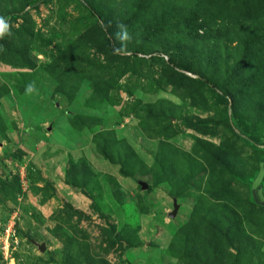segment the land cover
I'll list each match as a JSON object with an SVG mask.
<instances>
[{"label": "rangeland", "instance_id": "1", "mask_svg": "<svg viewBox=\"0 0 264 264\" xmlns=\"http://www.w3.org/2000/svg\"><path fill=\"white\" fill-rule=\"evenodd\" d=\"M0 17V264H264V0Z\"/></svg>", "mask_w": 264, "mask_h": 264}, {"label": "water", "instance_id": "2", "mask_svg": "<svg viewBox=\"0 0 264 264\" xmlns=\"http://www.w3.org/2000/svg\"><path fill=\"white\" fill-rule=\"evenodd\" d=\"M259 180H255L251 186V194H252V199L253 201L259 205V206H262L264 207V198H259L256 194V188L257 186L259 185ZM143 187H145V185L143 184ZM177 210H178V205L177 203L174 201L173 202V211L169 214V217L170 218H174L177 214ZM41 250H44V247L41 246Z\"/></svg>", "mask_w": 264, "mask_h": 264}, {"label": "clouds", "instance_id": "3", "mask_svg": "<svg viewBox=\"0 0 264 264\" xmlns=\"http://www.w3.org/2000/svg\"><path fill=\"white\" fill-rule=\"evenodd\" d=\"M7 25L2 17H0V37H3L5 34V29Z\"/></svg>", "mask_w": 264, "mask_h": 264}, {"label": "trees", "instance_id": "4", "mask_svg": "<svg viewBox=\"0 0 264 264\" xmlns=\"http://www.w3.org/2000/svg\"><path fill=\"white\" fill-rule=\"evenodd\" d=\"M255 203V202H254ZM256 204V203H255ZM262 207V206H261ZM264 208V207H263Z\"/></svg>", "mask_w": 264, "mask_h": 264}]
</instances>
